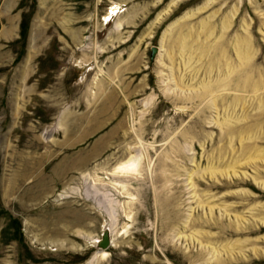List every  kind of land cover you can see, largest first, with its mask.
Listing matches in <instances>:
<instances>
[{
    "label": "rangeland",
    "instance_id": "obj_1",
    "mask_svg": "<svg viewBox=\"0 0 264 264\" xmlns=\"http://www.w3.org/2000/svg\"><path fill=\"white\" fill-rule=\"evenodd\" d=\"M12 17L0 264H264V0H20Z\"/></svg>",
    "mask_w": 264,
    "mask_h": 264
},
{
    "label": "crops",
    "instance_id": "obj_2",
    "mask_svg": "<svg viewBox=\"0 0 264 264\" xmlns=\"http://www.w3.org/2000/svg\"><path fill=\"white\" fill-rule=\"evenodd\" d=\"M20 0H0V19L3 29H0V39L12 40L13 36L22 28L21 21L12 17V10ZM4 4L6 6L4 7Z\"/></svg>",
    "mask_w": 264,
    "mask_h": 264
},
{
    "label": "bare ground",
    "instance_id": "obj_3",
    "mask_svg": "<svg viewBox=\"0 0 264 264\" xmlns=\"http://www.w3.org/2000/svg\"><path fill=\"white\" fill-rule=\"evenodd\" d=\"M115 9H116V8H113L112 13L115 11ZM243 40H244V39H243ZM245 41H246V40H245ZM238 44H239V43H238ZM238 46H239V45H238ZM139 166H140V160H139V157H134V158H132L131 160H129V161L123 163V164H122L120 167H118V168L121 169V170H123V171H126V173H127V171L138 170ZM119 172H120V171H119ZM122 173H124V172H122ZM126 173H124V174H126ZM107 232H108L109 235H110L111 245H112L113 241H112V237H111V229L109 228V230H107Z\"/></svg>",
    "mask_w": 264,
    "mask_h": 264
},
{
    "label": "water",
    "instance_id": "obj_4",
    "mask_svg": "<svg viewBox=\"0 0 264 264\" xmlns=\"http://www.w3.org/2000/svg\"><path fill=\"white\" fill-rule=\"evenodd\" d=\"M100 245L103 248H107L109 245H111L110 235L107 231L104 233L103 239L100 241Z\"/></svg>",
    "mask_w": 264,
    "mask_h": 264
},
{
    "label": "trees",
    "instance_id": "obj_5",
    "mask_svg": "<svg viewBox=\"0 0 264 264\" xmlns=\"http://www.w3.org/2000/svg\"><path fill=\"white\" fill-rule=\"evenodd\" d=\"M22 28H23V31H24V29H25V25H24V23L22 24Z\"/></svg>",
    "mask_w": 264,
    "mask_h": 264
}]
</instances>
